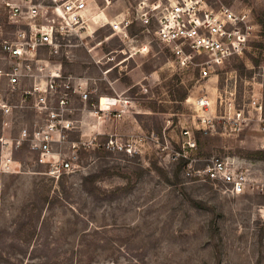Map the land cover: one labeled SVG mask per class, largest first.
I'll return each mask as SVG.
<instances>
[{
    "label": "rangeland",
    "instance_id": "rangeland-1",
    "mask_svg": "<svg viewBox=\"0 0 264 264\" xmlns=\"http://www.w3.org/2000/svg\"><path fill=\"white\" fill-rule=\"evenodd\" d=\"M227 2L252 11L260 36L245 57L202 72L180 68L140 28L133 26L125 39L99 19L101 14L115 19L133 0H111L110 6L96 0L90 31L95 28V35L83 45L71 38L80 47L62 62L68 73L99 79L94 101L102 111L104 98L120 102L112 111L126 105L121 120L110 116L99 127L102 143L115 132L154 133L170 153L180 150L182 132L190 130L197 141L194 155L202 162L226 156L264 161L252 156L264 151V0ZM146 45L149 51L140 52ZM253 95L261 121L249 107ZM204 96L217 110L208 134L195 129L194 102ZM220 97L228 107L235 98L245 109L249 120L240 134L223 121ZM87 122L84 136L92 130L90 117ZM18 129L19 123H4L0 116V138H15ZM4 152L0 144V264H264V222L258 214L264 199L229 197L190 183L184 162L171 161L168 151L153 143L132 157L103 146L82 153L81 171L59 180L36 166L26 148H14L16 163L8 171Z\"/></svg>",
    "mask_w": 264,
    "mask_h": 264
},
{
    "label": "built area",
    "instance_id": "built-area-1",
    "mask_svg": "<svg viewBox=\"0 0 264 264\" xmlns=\"http://www.w3.org/2000/svg\"><path fill=\"white\" fill-rule=\"evenodd\" d=\"M105 2L111 5V0ZM97 10L96 0H0V116L4 123H19L17 137L0 138L7 170L16 163L14 148H26L36 166L59 180L81 171L82 153L103 146L109 153L132 157L153 143L162 152L168 151L171 161L184 162L183 176L190 183L209 185L229 197L264 199V161L226 156L202 162L194 155L197 141L190 130L182 132L180 150L170 153L154 133L123 137L115 132L101 142L99 127L110 116L121 120L126 105L112 111L120 102L109 104L104 98L102 111L101 102L94 101L93 86L99 79L68 73L62 62L80 47L72 45L71 38L83 45L95 35L94 28L88 36ZM114 22V35L129 39V30L138 27L141 34L167 49L180 68L202 72L245 57L260 36V23L252 11L238 9L227 0H133L131 8ZM148 51V45L140 50ZM219 99L221 106L225 104L223 121L240 134L249 120L245 109L236 105L235 98L229 107ZM251 99L249 107L261 121L259 98L253 95ZM194 111L199 119L195 129L211 132L217 119L213 101L207 96L195 100ZM88 117L92 130L84 136L90 130ZM258 214L264 222V204L259 205Z\"/></svg>",
    "mask_w": 264,
    "mask_h": 264
},
{
    "label": "bare ground",
    "instance_id": "bare-ground-1",
    "mask_svg": "<svg viewBox=\"0 0 264 264\" xmlns=\"http://www.w3.org/2000/svg\"><path fill=\"white\" fill-rule=\"evenodd\" d=\"M99 19H101V20H103L104 22H105V24H107V25H111L112 23L114 24L115 22V19H113V20H108L103 14H101L100 15V17H99ZM94 20H95V18H94ZM93 20V21H94ZM91 29H92V26H91ZM91 29H90V31H91ZM90 31H89V34L88 35H90ZM105 102L106 103H109V104H115V102H117V101H114V100H112V99H107L106 98V100H105Z\"/></svg>",
    "mask_w": 264,
    "mask_h": 264
},
{
    "label": "trees",
    "instance_id": "trees-1",
    "mask_svg": "<svg viewBox=\"0 0 264 264\" xmlns=\"http://www.w3.org/2000/svg\"><path fill=\"white\" fill-rule=\"evenodd\" d=\"M253 158H258L260 160H264V151L263 152H257L255 154L252 155Z\"/></svg>",
    "mask_w": 264,
    "mask_h": 264
}]
</instances>
